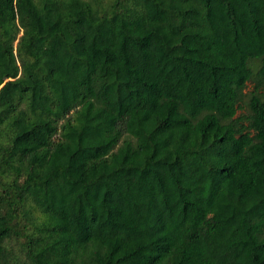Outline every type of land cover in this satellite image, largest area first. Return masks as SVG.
Instances as JSON below:
<instances>
[{
  "label": "trees",
  "instance_id": "1",
  "mask_svg": "<svg viewBox=\"0 0 264 264\" xmlns=\"http://www.w3.org/2000/svg\"><path fill=\"white\" fill-rule=\"evenodd\" d=\"M0 264H264V0H0Z\"/></svg>",
  "mask_w": 264,
  "mask_h": 264
}]
</instances>
